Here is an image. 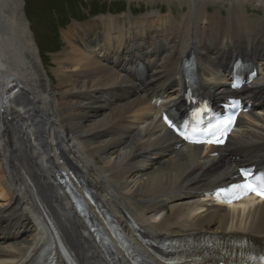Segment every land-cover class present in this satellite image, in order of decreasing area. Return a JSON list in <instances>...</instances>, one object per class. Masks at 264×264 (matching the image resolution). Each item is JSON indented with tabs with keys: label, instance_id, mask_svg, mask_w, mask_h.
Segmentation results:
<instances>
[{
	"label": "bare ground",
	"instance_id": "bare-ground-1",
	"mask_svg": "<svg viewBox=\"0 0 264 264\" xmlns=\"http://www.w3.org/2000/svg\"><path fill=\"white\" fill-rule=\"evenodd\" d=\"M176 1L182 13L162 6L73 22L63 31L66 46L51 54V73L21 0H0V264H34L47 246L61 256L62 244L79 264H117L114 255L119 264L139 257L172 264L167 240L264 236V202L227 209L198 198L243 164L264 168V0ZM190 56L203 91L216 99L229 92L226 73L237 57L259 69L240 91L253 108L223 151L230 161L210 155L218 149L178 147L157 118L161 97L169 108L184 106L181 73ZM141 67L150 77L133 97ZM69 170L78 189L96 193L92 206L116 218L132 251L119 239L108 254L81 231L58 182Z\"/></svg>",
	"mask_w": 264,
	"mask_h": 264
},
{
	"label": "rangeland",
	"instance_id": "rangeland-1",
	"mask_svg": "<svg viewBox=\"0 0 264 264\" xmlns=\"http://www.w3.org/2000/svg\"><path fill=\"white\" fill-rule=\"evenodd\" d=\"M115 1L116 0H21V17L30 30L33 38L32 41L36 42L40 52H42L40 54L45 61V70L51 71V73L54 71L52 55L64 47V44L60 43L59 38L62 41L63 31L75 21L82 22L88 18L109 15L111 13L120 16L128 14L130 11L135 15L145 14L148 10L156 11L158 7L162 6H164L163 8L166 11L172 8L175 14L183 12L181 5L176 0ZM149 1L151 4L148 3ZM149 122L152 123V120L141 124V126L149 125Z\"/></svg>",
	"mask_w": 264,
	"mask_h": 264
},
{
	"label": "snow or ice",
	"instance_id": "snow-or-ice-1",
	"mask_svg": "<svg viewBox=\"0 0 264 264\" xmlns=\"http://www.w3.org/2000/svg\"><path fill=\"white\" fill-rule=\"evenodd\" d=\"M245 176H248L249 174L247 172L244 173ZM258 179H261L262 181H264V177H260ZM236 188H247L248 190L251 191H256L257 189L254 188L251 184H245V185H236L234 186ZM260 194L264 195V187H262ZM261 260L264 261V257H261Z\"/></svg>",
	"mask_w": 264,
	"mask_h": 264
}]
</instances>
